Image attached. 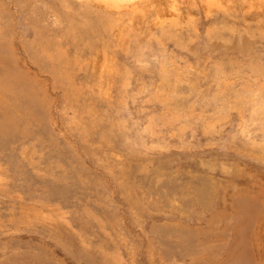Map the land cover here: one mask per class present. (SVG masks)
<instances>
[{"label": "rangeland", "instance_id": "374dc122", "mask_svg": "<svg viewBox=\"0 0 264 264\" xmlns=\"http://www.w3.org/2000/svg\"><path fill=\"white\" fill-rule=\"evenodd\" d=\"M0 264H264V0H0Z\"/></svg>", "mask_w": 264, "mask_h": 264}]
</instances>
